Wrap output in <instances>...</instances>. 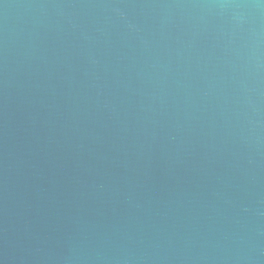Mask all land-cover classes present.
<instances>
[{
  "label": "water",
  "instance_id": "95a60500",
  "mask_svg": "<svg viewBox=\"0 0 264 264\" xmlns=\"http://www.w3.org/2000/svg\"><path fill=\"white\" fill-rule=\"evenodd\" d=\"M0 264H264V0H0Z\"/></svg>",
  "mask_w": 264,
  "mask_h": 264
}]
</instances>
